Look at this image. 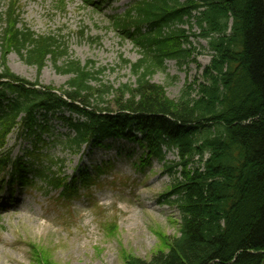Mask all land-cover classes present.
I'll use <instances>...</instances> for the list:
<instances>
[{"label": "trees", "instance_id": "16d2710c", "mask_svg": "<svg viewBox=\"0 0 264 264\" xmlns=\"http://www.w3.org/2000/svg\"><path fill=\"white\" fill-rule=\"evenodd\" d=\"M20 23L17 1L4 12L0 7L1 183L25 188L39 178L71 200L78 187L96 185L106 167L96 168V180L83 173L68 181L61 162L46 154L50 144L76 155L83 146L109 148L105 140L131 142L142 150L140 167L155 159L179 176L165 198L180 222L173 238L157 232L160 249L148 261L124 253V264H264V0H136L112 17L119 38L142 51L136 63L119 56L134 83L116 89L101 82L104 67L69 60L63 38L37 35ZM190 37L206 41L211 60L199 82L169 99L151 78L167 61L181 66L192 55L183 48ZM12 52L38 72L50 61L58 74L71 76L68 89L14 74L6 65ZM53 120L70 134L56 136ZM14 132L30 149L13 159L5 148ZM170 151L177 161L167 164ZM116 229L111 224L109 234ZM28 245L33 264H51L45 248Z\"/></svg>", "mask_w": 264, "mask_h": 264}, {"label": "rangeland", "instance_id": "374dc122", "mask_svg": "<svg viewBox=\"0 0 264 264\" xmlns=\"http://www.w3.org/2000/svg\"><path fill=\"white\" fill-rule=\"evenodd\" d=\"M11 1L0 0L2 11ZM15 1L21 24L37 35L63 38L69 60L81 65L91 61L96 68L104 67L99 77L103 84L116 89L134 83L129 67L121 64L119 56L136 63L142 51L131 40L122 41L111 23V17L122 15L134 0H65L63 9L58 0ZM82 29L83 38L79 35ZM183 29L196 32L187 26ZM92 38L94 42L89 41ZM183 48L194 51L181 66L167 61L165 70H157L150 81L162 86L169 99H178L186 85L199 82L211 60L204 40L190 37ZM65 59L57 64L60 66ZM6 65L14 74L31 83L36 81L41 87L68 89L71 76L58 74L50 61L38 72L12 52L6 57ZM92 85L98 86L95 82ZM107 100L115 110L113 97ZM54 123L59 136L69 135L66 128ZM103 144L109 148L83 147L76 155L56 144L47 148L48 158L61 162L60 169L68 181L83 173L94 176L96 168L108 167L95 186L78 187L71 200L60 198L59 190L39 181L29 188L0 189V205H5L0 208V264H33L31 243L48 251L46 260L51 264H124V253L148 261L160 249L157 232L165 239L177 236L180 215L176 206L166 203L165 195L179 176L174 171L169 173L155 159L140 167L143 153L134 143L105 140ZM6 148L13 159L30 149L28 141L18 139L16 132L9 136ZM165 160L167 164L176 162V151L166 153ZM111 224L117 229L109 234Z\"/></svg>", "mask_w": 264, "mask_h": 264}]
</instances>
